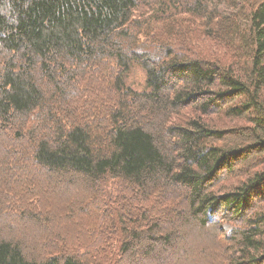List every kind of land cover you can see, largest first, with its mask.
Segmentation results:
<instances>
[{
    "label": "trees",
    "instance_id": "16d2710c",
    "mask_svg": "<svg viewBox=\"0 0 264 264\" xmlns=\"http://www.w3.org/2000/svg\"><path fill=\"white\" fill-rule=\"evenodd\" d=\"M2 143L0 264H163L193 226L219 264H264V0H0ZM64 181L93 231L30 245Z\"/></svg>",
    "mask_w": 264,
    "mask_h": 264
},
{
    "label": "rangeland",
    "instance_id": "374dc122",
    "mask_svg": "<svg viewBox=\"0 0 264 264\" xmlns=\"http://www.w3.org/2000/svg\"><path fill=\"white\" fill-rule=\"evenodd\" d=\"M198 25V24H197ZM200 26V25H198ZM197 34H199V31H201V28H196ZM200 37V36H199ZM202 39V38H201ZM197 40V46L198 49L200 51L203 50V46L200 43V40ZM194 51H196V49H194ZM100 81L98 82H92L91 84L89 83L87 86H89V90L92 91L90 92L91 95H95V92H99L101 90H103L104 88L107 87V79L105 77V75H100ZM124 84L126 86V88L133 90L135 92H144V91H148V88L146 87V78H145V73L144 71L141 69L140 65H138L137 63H132L128 72H126L125 76H124ZM94 90H93V89ZM109 98V94L107 93V91L103 92L99 97L95 98V106H97V110L102 112V104L103 105H107L108 103H101V101H103L102 99H108ZM105 102V101H104ZM101 104V106H100ZM104 109L106 110V106L104 107ZM191 112H189L188 110L183 113L180 118L177 119V123L182 124V122H184V120L191 115ZM150 116H152V119H156L157 115H154L152 113H148L147 119L150 118ZM175 120V119H174ZM173 120V121H174ZM208 122L212 125H215V127H219L221 128V126H228L230 124H234L232 121H222L221 120V115H209L208 116ZM176 123V124H177ZM241 123H239L240 125ZM5 145V144H4ZM2 143V146H0V149L2 151H5L7 148H5ZM16 149H11V151L15 152ZM0 151V154L2 155V152ZM9 167H11V165H9ZM6 175H8V172H4L2 174V179H4L6 177ZM1 180V178H0ZM223 183V182H222ZM226 185V184H225ZM64 189L61 187L60 190V196L58 197L57 195H54L52 198L48 199L47 201H44V206L43 209H49L50 212L56 216L57 218L55 219V226L54 228L50 229V230H46L42 233H38V235H32V233H29V235H23L24 236V241L29 243L31 245V242L33 241H44L45 239H47V237H50L53 235V233H68L71 236H76L78 233L80 232H86L88 230H90L91 232L93 231L92 228V224L93 222L85 219L83 217L80 216H76L74 217V215L71 214V210L75 208L76 206V201H77V197L80 195L81 190H83V188L80 185H76V184H72L71 186H69L68 184H66V182L64 181L63 184ZM63 189V190H62ZM50 190V188H49ZM20 195V194H19ZM20 199V198H19ZM6 203L7 205L6 208L7 209H11L13 207L9 206V201L10 204L13 203V201L11 199H6ZM21 206L18 207V210H22L20 209ZM26 209V207H25ZM28 211V210H27ZM223 212V210H221ZM220 212V211H219ZM221 212V213H222ZM220 213V214H221ZM218 214L217 218L218 219V224H219V228L221 230V236L223 237H227L228 233H231L234 228H235V224L233 222H231L230 220H223L222 218L220 219L221 215ZM214 218V219H215ZM216 219V220H217ZM227 219V218H226ZM214 220H210V222L208 223V228H213L212 226L214 225ZM189 232V233H188ZM193 234L195 236H193ZM185 243H183L181 250L183 251H177L174 252L173 254L170 255V257H168V259L163 263V264H171L173 261V264H219V260L216 258L214 259V257L210 256V248L211 245L209 243L208 238L205 239H201L200 236L198 235V228L197 226H193L191 228H188L185 234ZM222 237V238H223ZM36 243V242H35ZM193 245L191 246V248H187L186 245ZM200 246L203 247H207L206 250L203 248H201ZM208 250V251H207ZM220 253V251H219ZM125 264H152L150 261L145 260V259H139V260H134L132 262H125ZM222 264V262H221Z\"/></svg>",
    "mask_w": 264,
    "mask_h": 264
}]
</instances>
